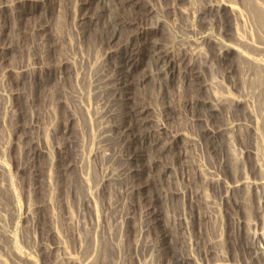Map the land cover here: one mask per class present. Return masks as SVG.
Here are the masks:
<instances>
[{
  "label": "rangeland",
  "instance_id": "rangeland-1",
  "mask_svg": "<svg viewBox=\"0 0 264 264\" xmlns=\"http://www.w3.org/2000/svg\"><path fill=\"white\" fill-rule=\"evenodd\" d=\"M175 2L0 0L5 264H85L92 252L97 264H178L176 257L188 256L197 264H264V244L255 251L247 234L262 230L264 203L254 185L248 128L231 134L232 155L223 132L217 140L208 133L225 115L234 123L248 119L255 99L243 90L253 81L243 79L236 53L220 62L207 43L211 37L235 45L232 21L190 16L193 29L186 30ZM208 2L183 5L195 14ZM178 36L186 42L172 43ZM156 54L174 61L189 82L174 77L167 90L155 89L148 74L159 75ZM248 54L264 62V54ZM213 85L245 104L218 105L222 115L209 116ZM145 133L160 140L148 146ZM233 155L242 157L239 163ZM239 179L243 186L226 194L224 186Z\"/></svg>",
  "mask_w": 264,
  "mask_h": 264
},
{
  "label": "bare ground",
  "instance_id": "bare-ground-1",
  "mask_svg": "<svg viewBox=\"0 0 264 264\" xmlns=\"http://www.w3.org/2000/svg\"><path fill=\"white\" fill-rule=\"evenodd\" d=\"M102 1H105V0H102ZM175 1H176L175 3L177 4V8H178L177 10H178L179 16L182 19L183 18L185 19L186 24L184 22V24H185L184 27H185L186 30H192L193 29V27H192V21L189 20V19H191V18H189L190 16L195 17L199 21V20H203L206 17V15L209 14V17L211 18V21L213 20L212 22H215V24L217 22L216 25H219V24L223 23L225 19H227L226 21H232L233 27H230V29L232 31L233 40H234L235 45H232L231 44V46H227L223 42H220V40L217 41L216 39L214 40L211 37H207V39H208V42L207 43H208L209 46H211L212 52L214 53L215 56H217V59L220 62H224V60L226 59L227 55L230 52L231 53L234 52V54L236 53V55L238 57L237 60L239 59V62L241 63V69H242L243 79L246 82L253 81L252 84H248V86H246V89L243 90L244 91V95L243 96L250 95V97H254L255 103H253L254 104L253 109H252V107H251L250 110L248 109L249 110V112H248V119H245V121H243L241 123H234V122L230 121L229 115H225L226 117L223 116L224 117L223 123L221 122L222 124H220L215 129H208V133H210V135H212L213 138H216V137H214L215 135H218V133L221 134V132H223L226 135V137H227L226 138L227 141L226 140L225 141L227 142V144H226V150H228V151H226V150H223V151H226L227 153H230L231 154V152H232V149H231V145H232L231 144V140L233 138L231 136V134H233V132H236V130L241 125H245L248 128L247 131H248V133L250 135L251 142L248 145L247 152H248V155L249 154H252V156L254 157L253 158L254 161L252 163L253 164L252 167L257 172V175H258L257 181L254 183V185L259 188V190H260L259 193H261V196L264 198V62H261V59L262 58L260 59V61H258L257 58H255V57L252 56V54L251 55L248 54V52L249 53H253V54H258V55L259 54H261V55L264 54V0H208L209 1L208 4L205 3V4L208 5L207 6L208 9H206V10H204V9L203 10H197L195 14L192 11H190L191 7L190 8L189 7L186 8L183 5L186 2H188L189 0H175ZM106 3H107V1H106ZM194 12H195V10H194ZM191 14H193V15H191ZM100 18H101V16H100V13H99V14L96 15V18H95L94 22L97 23ZM73 19H74V17H73ZM108 21L110 22V20H108ZM206 21H208V20H206ZM208 24L210 25V23H206L205 22L204 25H206L205 28L207 30L208 29L210 30V26H208ZM220 27H221V25H220ZM114 28H115V26H114ZM173 29H174L173 27L170 28L171 31H173ZM178 37H179V39L177 38L176 40H174V38L172 37L173 38L172 43H173V41L175 42L177 40H178V43H180L179 41L186 42V40L182 36H178ZM174 44H176V43H174ZM169 48H171V47H169ZM241 49H243V51ZM200 52L201 51L198 50V53H200ZM244 52H246V53H244ZM159 55L155 56V58H152V59H154L153 62H152V66L156 68V70H157L156 72H157V74H159V75H157L158 77L155 76V75H154L155 76L154 77L152 74H148L149 75V78L153 80V85H154V88L155 89H158L160 92L162 90H167L166 88H167L168 83L170 81H172L174 79V77L176 78V80H179L180 79L181 84H183V85L185 83L189 82L190 76H188L186 73H184L183 75H179V73L176 74L178 72V66H177V70H176L175 69V63H174V61L169 60L168 58H166V56H159ZM198 56H200V55L198 54ZM263 57H264V55H263ZM150 72H153V71H150ZM176 75H177V77H176ZM145 79H147V78H145ZM172 82H175V80L172 81ZM176 83L175 84L177 86L178 83H179V81L178 82L176 81ZM213 88H214L215 91L212 90L213 92H211V94H210L211 95L210 100H208L209 101L208 102L209 105H206V108L208 110L207 113H208L209 116L210 115L211 116L218 115V114L219 115H222V113L219 112L218 105L220 106V108H221V105H222V107H224L226 109H229L231 106H234V107L237 106L238 107L239 105L245 104V101L242 98L233 97L227 91L220 92V91H218L220 89H217V87L214 86V85H213ZM181 90L182 89H180L179 91H181ZM234 107H232V108L235 109ZM225 112H226L225 114H227V111H225ZM156 127L158 129H162V125L159 126V124H156ZM86 130H85L86 131V134L88 133L87 135H89V136L92 135V133L90 134V132H91L90 129L88 130V128H87ZM83 134H85V132H83ZM83 134H82V136H83ZM149 134H151V133H149ZM149 134H146L145 133L146 136L145 135L144 136H145V140H147V142L149 144V145L148 144H146V145L151 146V145H153V143L155 144V142H157V140L159 139L158 138L159 135L157 134L158 135V137H157L158 139H154L152 141V139L150 138V135ZM153 136H155V135H153ZM178 136H179V134H176L175 137L177 138ZM216 140H217V138H216ZM225 141H224V143H226ZM139 143H140L141 146L144 144V142L142 140H140ZM158 143H160V142H158ZM146 151H148V150H146ZM222 154H223V152H222ZM223 157H224V155H223ZM233 157L235 159L234 161H236L237 163H239L240 159L242 158L241 156H239L237 158V155H233ZM223 160L225 162V159H223ZM0 171H1L0 173H5L6 172V168L4 166H0ZM197 171H198V174L200 176L201 175L203 176V171L199 167H198ZM117 174L119 175V173H117ZM169 174H170L169 171H167V169H165L163 176L164 175L167 176ZM121 175H122V173H121ZM172 175H173V173H172ZM108 179L110 180L112 178L111 177L110 178L108 177ZM82 180H83V183H85L86 185L89 184V183H87L86 178L84 180V176H83ZM113 180H111V181H113ZM210 181L212 183H214L215 185H221V183H222V181L219 180V179H211ZM95 184H97V183L95 182ZM100 184H101V182H100ZM242 184H244V181L242 179L235 180L231 185L224 186L223 189H225V193L227 194L228 191H231L234 188H238V190H239V188L241 186H243ZM91 186H92V184H91ZM86 190H87V188H86ZM86 196H87V193H86ZM177 196H179V195H177ZM13 197H14V195H13ZM180 197H182V199L184 201L185 197H184V192L183 191L180 192ZM87 198H88V196H87ZM262 200L264 201V199H262ZM206 204H207V202H206ZM208 204H210V203H208ZM210 207H213V205L210 206ZM260 211L261 212H260L259 215H261V217H263V220L261 219L262 220V223H261L262 224V230H260V232H253L252 233V231H251L250 234L247 233L248 236H249V239H250V243L254 247L255 251H263L262 250L263 247H262L261 244H264V203L262 204ZM182 221L185 224L187 223V221L185 220V218ZM214 222H215V220H214ZM178 223H179V221H178ZM238 223L239 224H237V225H240V222L239 221H238ZM172 225H174V224H172ZM3 227H4V225H3ZM0 229H2V228H0ZM185 230H187V226L185 227ZM181 231L183 232L182 229H181ZM0 234H1V230H0ZM81 234H83V233H80V235ZM4 236H6V235H4ZM4 236H3V238H4ZM7 238H10V237H7ZM188 239H189V237H187V240ZM217 240L218 239H216V241ZM88 242H90V241H88ZM139 242H141V241H139ZM188 242L189 243L191 242L190 239L188 240ZM87 243H86V246L89 245V244L87 245ZM99 248H102V247H98V249ZM165 248H167V247H165ZM150 249H151V247H150ZM149 252H147V253L149 254ZM93 253L94 252L87 253V254L84 255V258H82V259L84 260V263L85 264H95L96 263L95 262L96 259H94L95 257L93 258ZM136 253H137V251H136ZM95 254L97 255V253H95ZM138 254H136V255H138ZM20 255H22V254H20ZM65 255H66L65 257H67L68 262L69 261H71V263H74L75 262L76 258L74 259V258H72L68 254H65ZM151 256H152V254H151ZM99 257L97 256V258H99ZM103 258H105V257H103ZM138 258L141 259L140 257H138ZM16 259H18V260L21 259L20 256L17 255V253H16ZM142 259L145 260V257L142 256ZM97 260H99V259H97ZM176 261L178 262V264H189V263L190 264H197L193 256L176 257ZM103 262H106V261H103ZM0 264H5V261L3 259H1V258H0ZM143 264H145V263H143ZM219 264H221V263H219Z\"/></svg>",
  "mask_w": 264,
  "mask_h": 264
}]
</instances>
